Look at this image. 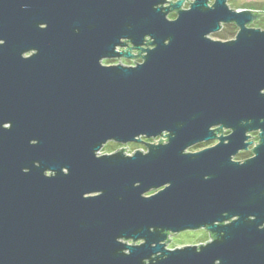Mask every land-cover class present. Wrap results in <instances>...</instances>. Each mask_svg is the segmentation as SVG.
I'll return each instance as SVG.
<instances>
[{
    "label": "water",
    "instance_id": "water-1",
    "mask_svg": "<svg viewBox=\"0 0 264 264\" xmlns=\"http://www.w3.org/2000/svg\"><path fill=\"white\" fill-rule=\"evenodd\" d=\"M228 1L0 0V264H264V13Z\"/></svg>",
    "mask_w": 264,
    "mask_h": 264
},
{
    "label": "rangeland",
    "instance_id": "rangeland-1",
    "mask_svg": "<svg viewBox=\"0 0 264 264\" xmlns=\"http://www.w3.org/2000/svg\"><path fill=\"white\" fill-rule=\"evenodd\" d=\"M171 1H176V0H171ZM191 2V1H190ZM190 2L187 1L184 3L183 8H189L190 6ZM229 6L232 9H238V10H244V9H248L251 11H257V13H264V0H229L228 1ZM169 18L170 19H175L176 18V14L175 13H170L169 14ZM233 26L232 24H225L222 28V30L220 32H223V30H228L230 29V27ZM250 27H254V28H260L264 30V17L261 18L260 20L254 22L253 24L250 25ZM231 30V29H230ZM239 28L236 27L234 29V33L232 35H230V38L227 40L221 39L219 38L217 35L218 33H214L211 34L210 36L215 39V40H222V41H228V40H232L236 37V34L238 32ZM145 48H147V46H144ZM149 47V46H148ZM128 60V59H120V60H104V64H124L127 66H134L138 63L143 62V60ZM226 130V129H225ZM224 130V134H228L229 132L226 130ZM254 137H252V140L254 141L253 146L250 147V149H252L253 147H255L258 143H259V138L257 137L256 133L252 134ZM162 139H164L163 141H166L165 137H161ZM160 140V138H158V140H146L145 142H149V143H158ZM217 144V141H213V142H209V143H204V144H200L198 146L189 148L188 151L190 152H195L198 150H201L203 148L206 147H210ZM129 147L125 150L126 154H133L136 152V150H140V151H147V147L145 145V143H129L126 145H121V144H116L114 142H109L107 143L101 150L100 154H111L117 151V149L119 148H126ZM250 153V154H249ZM253 154L249 151H245L244 154H240L239 156H236V160L238 161H244V159H247L249 157H251ZM155 191H152L148 194H152ZM171 239V241H169L167 243V248L169 249H175V248H181L184 246H188V245H200L201 243L206 244L208 241H211V236L210 233L208 231H206L205 229L202 230H197V231H186L183 233H179V234H175V235H171L169 237ZM141 241L137 242L140 243ZM130 243H132V241H130Z\"/></svg>",
    "mask_w": 264,
    "mask_h": 264
},
{
    "label": "flooded vegetation",
    "instance_id": "flooded-vegetation-1",
    "mask_svg": "<svg viewBox=\"0 0 264 264\" xmlns=\"http://www.w3.org/2000/svg\"><path fill=\"white\" fill-rule=\"evenodd\" d=\"M145 46H149V42H147V44L145 45ZM130 47H132V45L131 44H129L125 49H128V48H130ZM150 47V46H149ZM121 50H123V49H121ZM132 53L133 54H135V55H137L139 52L138 51H136V50H132ZM135 60H138V61H140V60H142V58H140V57H138V58H136ZM103 64H104V61H103ZM105 65H111V64H105ZM226 131V130H225ZM223 133H224V131H223ZM253 133H256V135H257V137L259 138V131H256V132H253ZM253 133H251V138H250V141H252L253 142V144H254V141L252 140V137H253ZM251 146H253V145H251ZM250 146V147H251ZM250 147H249V149L248 150H245V151H249V152H251L252 154H253V149H250ZM254 148V147H253ZM245 151H241L237 156H239L240 154H244V152ZM250 154V153H249ZM254 155V154H253ZM252 155V156H253ZM251 156V157H252ZM236 158V157H235ZM250 158V157H249ZM248 159V158H247ZM246 160V159H245ZM244 160V161H245ZM238 161V160H237ZM243 162V161H242ZM171 235H173V234H170L169 235V237L171 236ZM170 239V238H169Z\"/></svg>",
    "mask_w": 264,
    "mask_h": 264
},
{
    "label": "trees",
    "instance_id": "trees-1",
    "mask_svg": "<svg viewBox=\"0 0 264 264\" xmlns=\"http://www.w3.org/2000/svg\"><path fill=\"white\" fill-rule=\"evenodd\" d=\"M233 26L230 27L228 30H223V32L218 33V37L224 40H227L230 38V35H232L234 32V29L237 27L235 24H232ZM233 30V31H232Z\"/></svg>",
    "mask_w": 264,
    "mask_h": 264
},
{
    "label": "built area",
    "instance_id": "built-area-1",
    "mask_svg": "<svg viewBox=\"0 0 264 264\" xmlns=\"http://www.w3.org/2000/svg\"><path fill=\"white\" fill-rule=\"evenodd\" d=\"M156 140H158V139H156ZM129 155H131V154H129Z\"/></svg>",
    "mask_w": 264,
    "mask_h": 264
},
{
    "label": "bare ground",
    "instance_id": "bare-ground-1",
    "mask_svg": "<svg viewBox=\"0 0 264 264\" xmlns=\"http://www.w3.org/2000/svg\"><path fill=\"white\" fill-rule=\"evenodd\" d=\"M187 2V1H186Z\"/></svg>",
    "mask_w": 264,
    "mask_h": 264
}]
</instances>
